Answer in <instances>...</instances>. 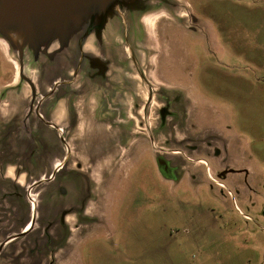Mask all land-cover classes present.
Segmentation results:
<instances>
[{
	"label": "rangeland",
	"instance_id": "1",
	"mask_svg": "<svg viewBox=\"0 0 264 264\" xmlns=\"http://www.w3.org/2000/svg\"><path fill=\"white\" fill-rule=\"evenodd\" d=\"M156 2L134 47L120 44L117 99L78 98L76 121L67 100L45 105L58 127L44 124V163L0 114V264H39L15 252L23 235L4 242L27 219L39 238L56 205L81 224L41 239L49 264H264V0Z\"/></svg>",
	"mask_w": 264,
	"mask_h": 264
},
{
	"label": "water",
	"instance_id": "2",
	"mask_svg": "<svg viewBox=\"0 0 264 264\" xmlns=\"http://www.w3.org/2000/svg\"><path fill=\"white\" fill-rule=\"evenodd\" d=\"M156 6V0H0V37L6 40L12 54L16 56L17 63L19 60L21 65L19 82L14 86L15 89L22 87V90L20 95L12 91L11 98L15 103L16 100L18 102L21 99L23 104L27 105L25 111H28L26 118L29 128L22 132L27 142L18 144L20 147L25 148V151H31L32 147L38 150L43 148L44 124L58 127L56 122L49 120L47 115L49 109H46L45 105H51L52 113L58 105L67 100L69 105L71 104L70 110H74L73 116L76 121L79 116L76 111L79 104L78 98L88 97L91 93L96 95L100 93L97 96H101V99L99 97L98 99L104 102V105L111 104L115 98L117 99L118 92L111 93V90H117L121 85L118 82L124 80L118 79L120 77L118 73L123 69L120 71L114 68V62L121 58L118 55L120 44L125 41L134 47V43L138 42L145 30V17ZM73 44L75 61H78V57L83 54L84 49L87 50V47L93 49L97 46L96 48L101 50L96 60L107 68L105 72L103 71V75L107 76L108 83L116 84V88L109 84L106 86L94 84L89 78L81 76L82 87L75 86V92L72 91L73 93L60 97L52 93L54 86L59 83L56 84V81L60 80H54L56 75L61 76V80L68 76L69 52ZM112 53L114 57L111 56ZM34 70L39 75L38 81L43 85L45 81L50 79V82L53 81V85L45 89V92H41V83H37L32 73ZM111 78L114 79L111 80ZM27 87L30 90L29 99L25 94ZM39 102L41 105L39 114L44 118V122H40V127L35 122L37 118L34 114ZM101 105L103 106V103ZM103 110L109 113V110L101 108V111ZM12 135L15 134L12 133ZM56 144L58 145V142ZM64 145H68L66 141ZM37 156L39 159L42 158L44 163L41 152L40 155L37 153ZM58 159L59 157L49 160V164L55 165L56 171L62 168V166L59 167L61 162ZM48 176L43 175L38 181L48 182V178H45ZM67 212L68 210L63 211V216Z\"/></svg>",
	"mask_w": 264,
	"mask_h": 264
},
{
	"label": "flooded vegetation",
	"instance_id": "3",
	"mask_svg": "<svg viewBox=\"0 0 264 264\" xmlns=\"http://www.w3.org/2000/svg\"><path fill=\"white\" fill-rule=\"evenodd\" d=\"M0 40L6 46V47H4L3 44L0 43V51H1L0 52V71H2L4 69V67L9 68L8 69V72H9L8 79L6 80L5 83L0 84V87L2 88L0 90V114L3 117H5V123H7V125H8L7 128H9V130H7V134L9 136L12 133L15 134V136H17L19 138V141L21 143L25 144L27 141H26L25 135L24 134L22 135V132L27 131V129L29 128V125L27 124V118H26L28 111L27 110L25 111V108L27 105H24L23 102L21 101V99L18 102L16 100V103H15V102H13V100L11 98L12 91L15 92V94H17V95H20L22 87L15 89V86H13L12 69H13V67L16 68L17 65L15 64V60H12L10 57L12 50H11L10 46L8 45V43L6 42V40L2 39L1 37H0ZM96 47H93V49H90L87 47V50L84 49L83 54L78 57V61L77 60L75 61V46H74V44L71 46V50L69 52L68 76L61 81L60 80L56 81V84L58 82L59 83L54 86V91L52 92L55 94L56 97H60L62 95H67V94H71V93L75 92V90H74L75 83H76L79 75L84 76V78H86V79L89 78L90 81H92L94 84L98 83L100 85H105V86L107 84H109L112 87L116 88V84L108 83L107 82V76L105 77V75H103V71L105 72V70H107V68H105L103 66L104 64L101 65L100 63H98V60H96L98 57L97 54H99L101 52V50L99 51ZM115 47L117 48L118 46H115ZM111 56L114 57L113 53ZM13 63L16 66L13 65ZM18 63H19L18 68H19V70H21V65H20L19 60H18ZM113 79L114 78H111V80H113ZM107 88H109V87H107ZM40 102L36 105V109L34 111L35 112L34 114L37 118V120L35 122L38 123V127H40L39 126L41 124L40 122H42V123L44 122V120H43L44 118L39 114V109L41 106ZM3 105L7 106V107L3 108ZM163 109H164V111L168 110L167 107H164V108L162 107V108H160V111H163ZM61 141H62V143H65V141L63 139H61ZM244 171H247V170L245 168H234V169L233 168H224V169L219 171L220 172L219 174L225 177L229 173H242ZM39 183H42V182L39 181ZM40 207H42V206H40ZM55 207H57V209L55 210V212H57L56 221H54L53 223L50 224L52 227L47 226L48 224L41 221V223L38 225L40 227L39 232H38V234H40L39 238L35 235H30V233L34 229V225H31V222H30V224H28L29 222L27 219L26 221H24V224H23V226H25V228H23V230H21L20 232H16V233L13 232L12 235H10L6 239L4 244L7 243L8 241H11L13 238H16V237H13L15 235H17V236L23 235V239H24L25 243L22 244L19 242L16 246L15 252L20 254V252H23V250H25V252H27L26 253L27 256H30L32 254L33 255L36 254L39 264H49V260H48L49 259V253H48V251H46L43 247H39L40 243H41V239H43V241H44L45 239L48 238V235H51L49 232L50 229H56L57 230V235H56L57 238L64 239L65 237H63V234L67 233V239H69L70 238L69 231L74 233V231L77 228H79V226L81 224L77 221L72 225L68 221V219H67L68 215L71 213H75V212H72V210H68V212L63 216L62 212L60 210H58V209H60V206L56 205ZM42 208L38 209V213L41 215L43 214Z\"/></svg>",
	"mask_w": 264,
	"mask_h": 264
},
{
	"label": "crops",
	"instance_id": "4",
	"mask_svg": "<svg viewBox=\"0 0 264 264\" xmlns=\"http://www.w3.org/2000/svg\"><path fill=\"white\" fill-rule=\"evenodd\" d=\"M26 148H28V146L26 147ZM32 153V154H31ZM31 153H30V157H34V155H37V153H38V149L35 147V149H34V147H32L31 148ZM58 162V161H57ZM59 163V162H58ZM14 164H11L10 166H13ZM9 169V168H8ZM16 170V168H14V171ZM16 173H17V171H16ZM18 174V173H17ZM20 174H22V173H20ZM19 176H21V175H19ZM72 214V213H71ZM71 214H69V215H71ZM68 215V216H69ZM73 237V236H72Z\"/></svg>",
	"mask_w": 264,
	"mask_h": 264
}]
</instances>
